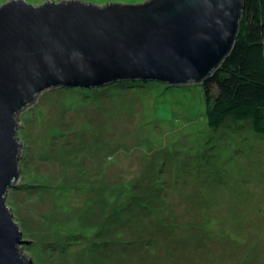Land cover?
Here are the masks:
<instances>
[{"label":"rangeland","instance_id":"obj_1","mask_svg":"<svg viewBox=\"0 0 264 264\" xmlns=\"http://www.w3.org/2000/svg\"><path fill=\"white\" fill-rule=\"evenodd\" d=\"M17 118L31 264H264V133L211 128L201 84L54 87Z\"/></svg>","mask_w":264,"mask_h":264},{"label":"water","instance_id":"obj_2","mask_svg":"<svg viewBox=\"0 0 264 264\" xmlns=\"http://www.w3.org/2000/svg\"><path fill=\"white\" fill-rule=\"evenodd\" d=\"M2 1L0 7V264H31L32 241L7 203L21 179L17 114L54 87L115 81L201 82L232 51L244 0Z\"/></svg>","mask_w":264,"mask_h":264},{"label":"trees","instance_id":"obj_3","mask_svg":"<svg viewBox=\"0 0 264 264\" xmlns=\"http://www.w3.org/2000/svg\"><path fill=\"white\" fill-rule=\"evenodd\" d=\"M100 1L102 2L97 4L103 5L108 0ZM146 81L126 79L103 87L119 83L126 87H140ZM188 83L202 85L207 123L211 128L225 124L251 126L256 132L264 133V0H244L243 14L232 51L207 79ZM165 85L169 88L177 84ZM228 120L231 122L228 123Z\"/></svg>","mask_w":264,"mask_h":264}]
</instances>
